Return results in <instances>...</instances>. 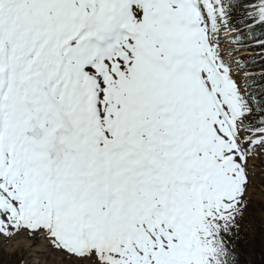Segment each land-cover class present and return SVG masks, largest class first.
Wrapping results in <instances>:
<instances>
[{
    "label": "snow or ice",
    "instance_id": "snow-or-ice-1",
    "mask_svg": "<svg viewBox=\"0 0 264 264\" xmlns=\"http://www.w3.org/2000/svg\"><path fill=\"white\" fill-rule=\"evenodd\" d=\"M0 264H264V0H0Z\"/></svg>",
    "mask_w": 264,
    "mask_h": 264
}]
</instances>
